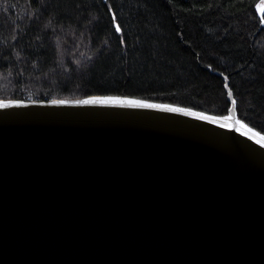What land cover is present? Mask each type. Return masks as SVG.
Segmentation results:
<instances>
[{
  "label": "water",
  "instance_id": "water-1",
  "mask_svg": "<svg viewBox=\"0 0 264 264\" xmlns=\"http://www.w3.org/2000/svg\"><path fill=\"white\" fill-rule=\"evenodd\" d=\"M216 73L223 114L0 99V264H264V132Z\"/></svg>",
  "mask_w": 264,
  "mask_h": 264
},
{
  "label": "trees",
  "instance_id": "trees-1",
  "mask_svg": "<svg viewBox=\"0 0 264 264\" xmlns=\"http://www.w3.org/2000/svg\"><path fill=\"white\" fill-rule=\"evenodd\" d=\"M259 1L0 0V99L118 94L223 114L219 71L264 132Z\"/></svg>",
  "mask_w": 264,
  "mask_h": 264
},
{
  "label": "snow or ice",
  "instance_id": "snow-or-ice-1",
  "mask_svg": "<svg viewBox=\"0 0 264 264\" xmlns=\"http://www.w3.org/2000/svg\"><path fill=\"white\" fill-rule=\"evenodd\" d=\"M116 30L120 31V27L119 25H116ZM229 95H231V92H229ZM108 102H120V103H128L131 104L133 106H139V107H148V108H153V107H167V106H161V105H152V104H145L141 101H114L112 98H94L91 100H84V101H79V103H85V104H89V103H108ZM53 103H66V101H53ZM3 106V105H0ZM168 110L170 111H182V109H177V108H169ZM188 115H195V113H187ZM201 119H207V117L201 116Z\"/></svg>",
  "mask_w": 264,
  "mask_h": 264
},
{
  "label": "rangeland",
  "instance_id": "rangeland-1",
  "mask_svg": "<svg viewBox=\"0 0 264 264\" xmlns=\"http://www.w3.org/2000/svg\"><path fill=\"white\" fill-rule=\"evenodd\" d=\"M262 2H264V0Z\"/></svg>",
  "mask_w": 264,
  "mask_h": 264
}]
</instances>
